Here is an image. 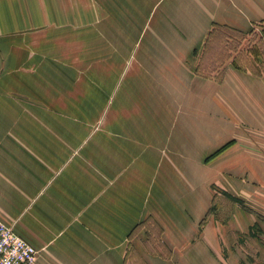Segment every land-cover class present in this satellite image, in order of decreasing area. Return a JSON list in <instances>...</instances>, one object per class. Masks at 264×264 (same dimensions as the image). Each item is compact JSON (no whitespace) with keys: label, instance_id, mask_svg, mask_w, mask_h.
<instances>
[{"label":"crops","instance_id":"1","mask_svg":"<svg viewBox=\"0 0 264 264\" xmlns=\"http://www.w3.org/2000/svg\"><path fill=\"white\" fill-rule=\"evenodd\" d=\"M262 23L264 0H0V221L34 264H257L264 56L201 63L215 24Z\"/></svg>","mask_w":264,"mask_h":264},{"label":"trees","instance_id":"2","mask_svg":"<svg viewBox=\"0 0 264 264\" xmlns=\"http://www.w3.org/2000/svg\"><path fill=\"white\" fill-rule=\"evenodd\" d=\"M256 28L252 29L250 32L244 33L236 28H232L227 25H221V24H215L213 30L211 31L209 38L207 39L206 45H205V50H204V55L210 51L212 46L214 45V42H219L223 43L222 46H224L223 49L220 50V53L218 54V57H220L221 61L222 58L226 57L229 55V57L234 56V53H230L229 51L232 50L233 52L236 53V58L240 56V54H243L239 51V47L243 43L249 44V39L255 40L252 38L253 35L256 34ZM264 32V30H262ZM254 37V36H253ZM264 42V37L263 34L261 33L258 38V42ZM255 53V56L257 57L260 54H264L261 50V46H250V50ZM220 61V60H219ZM223 65V62L220 63ZM200 70V66L198 67ZM215 68H213L214 70ZM200 72V71H199ZM221 73V72H220ZM207 75L206 73H203ZM235 201H240L239 199L233 198ZM243 203V202H242ZM244 205V204H243ZM244 208L246 210H249L248 206L244 205Z\"/></svg>","mask_w":264,"mask_h":264},{"label":"built area","instance_id":"3","mask_svg":"<svg viewBox=\"0 0 264 264\" xmlns=\"http://www.w3.org/2000/svg\"><path fill=\"white\" fill-rule=\"evenodd\" d=\"M38 250L0 221V264H34Z\"/></svg>","mask_w":264,"mask_h":264},{"label":"rangeland","instance_id":"4","mask_svg":"<svg viewBox=\"0 0 264 264\" xmlns=\"http://www.w3.org/2000/svg\"><path fill=\"white\" fill-rule=\"evenodd\" d=\"M261 30H264V23H262L259 27H257L256 34L253 35L254 37L252 36V38H254L255 40L251 41L249 39L248 40L249 44L245 45L246 48L250 49V46H259V44L257 42H258L259 35L261 34L260 33ZM249 49H247L246 51L248 52ZM262 52H264V50H262ZM211 53H212V50L210 49V51L208 52V55L205 57V60L202 61V63H201L202 66H205L204 67L205 69L211 67L210 65H212V61L211 62L209 61V56H210ZM248 54H246V53L240 54V56L243 57V58H241V60H243V61L247 60L245 57L248 58V56H249ZM260 56L263 57L264 54H260ZM248 60H249V58H248ZM247 63H249V61H247ZM217 64H214V66L216 65V67H217L216 69H218V67H219V70H220L223 65H221V64L217 65ZM202 66H201V68H202ZM241 66L244 67V65H241ZM77 67L81 68V69L82 68L87 69V66H77ZM93 68H95V66ZM211 68H213V67H211ZM261 220L264 222V218L261 217ZM263 222L261 224L262 226H264ZM259 232H260V230L257 227H255L254 230L252 231V234L254 235L255 238H260L261 234ZM236 239H238L240 241V245H242L248 251V255H246V261L247 262H249V263L254 262V263H257V264H264V241L262 242V241L253 240V242H250V245H249V233L246 234V235L237 234L236 235ZM249 253L252 254L253 257H249Z\"/></svg>","mask_w":264,"mask_h":264}]
</instances>
